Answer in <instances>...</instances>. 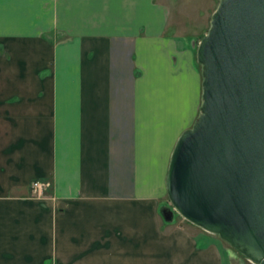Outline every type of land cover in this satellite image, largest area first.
<instances>
[{"label":"crops","instance_id":"1","mask_svg":"<svg viewBox=\"0 0 264 264\" xmlns=\"http://www.w3.org/2000/svg\"><path fill=\"white\" fill-rule=\"evenodd\" d=\"M167 18L156 0H0V264H229L167 198L202 102Z\"/></svg>","mask_w":264,"mask_h":264},{"label":"water","instance_id":"2","mask_svg":"<svg viewBox=\"0 0 264 264\" xmlns=\"http://www.w3.org/2000/svg\"><path fill=\"white\" fill-rule=\"evenodd\" d=\"M196 60L200 115L172 151L167 198L185 221L264 264V0H220Z\"/></svg>","mask_w":264,"mask_h":264},{"label":"rangeland","instance_id":"3","mask_svg":"<svg viewBox=\"0 0 264 264\" xmlns=\"http://www.w3.org/2000/svg\"><path fill=\"white\" fill-rule=\"evenodd\" d=\"M168 11L165 35L176 43L178 48L186 50L188 58L196 60V49L200 40L207 34L211 17L220 0H156ZM200 113L198 114L199 117ZM197 117V118H198ZM194 124V123H193ZM189 127V129L193 126ZM170 205V204H169ZM171 206V205H170ZM180 217L176 214V217ZM179 219H183L180 217ZM231 256L222 254L223 260L229 264H250L247 259L225 244Z\"/></svg>","mask_w":264,"mask_h":264},{"label":"built area","instance_id":"4","mask_svg":"<svg viewBox=\"0 0 264 264\" xmlns=\"http://www.w3.org/2000/svg\"><path fill=\"white\" fill-rule=\"evenodd\" d=\"M47 184L42 181H33L30 184V196L33 199H45V191L47 189ZM250 262V261H249ZM250 264H253L250 262Z\"/></svg>","mask_w":264,"mask_h":264}]
</instances>
